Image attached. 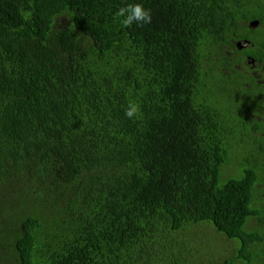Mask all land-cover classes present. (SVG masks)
<instances>
[{
  "label": "trees",
  "instance_id": "16d2710c",
  "mask_svg": "<svg viewBox=\"0 0 264 264\" xmlns=\"http://www.w3.org/2000/svg\"><path fill=\"white\" fill-rule=\"evenodd\" d=\"M136 2L0 0V264H264V0Z\"/></svg>",
  "mask_w": 264,
  "mask_h": 264
},
{
  "label": "clouds",
  "instance_id": "9594fccd",
  "mask_svg": "<svg viewBox=\"0 0 264 264\" xmlns=\"http://www.w3.org/2000/svg\"><path fill=\"white\" fill-rule=\"evenodd\" d=\"M114 19L120 23L124 28L131 27L133 24L143 26L151 24L152 13L151 10L146 8L142 2H128L125 0L123 6L119 7L114 13ZM245 70H248L245 67ZM256 71H260L257 69ZM264 75V73H262ZM140 106L138 103L129 101L124 109V115L129 120H133L139 116Z\"/></svg>",
  "mask_w": 264,
  "mask_h": 264
},
{
  "label": "flooded vegetation",
  "instance_id": "af4514ba",
  "mask_svg": "<svg viewBox=\"0 0 264 264\" xmlns=\"http://www.w3.org/2000/svg\"><path fill=\"white\" fill-rule=\"evenodd\" d=\"M250 27L251 28H254V26H251L250 24ZM249 46V42L247 40H243L242 42H235V47L240 51L242 52L243 50H245L247 47ZM249 48V47H248ZM238 51V52H239ZM240 56V55H239ZM245 63V65L248 66L249 69L252 70V72H256L257 74L259 72L261 73H264V62H259L258 60H255L254 58H252L250 55L246 56L245 60L243 61ZM257 69H259L260 71H256ZM255 73V74H256ZM260 73V74H261ZM257 75V76H261V75Z\"/></svg>",
  "mask_w": 264,
  "mask_h": 264
},
{
  "label": "rangeland",
  "instance_id": "374dc122",
  "mask_svg": "<svg viewBox=\"0 0 264 264\" xmlns=\"http://www.w3.org/2000/svg\"><path fill=\"white\" fill-rule=\"evenodd\" d=\"M56 24H57V25H61V24H62V20H61V19H57V20H56Z\"/></svg>",
  "mask_w": 264,
  "mask_h": 264
},
{
  "label": "water",
  "instance_id": "95a60500",
  "mask_svg": "<svg viewBox=\"0 0 264 264\" xmlns=\"http://www.w3.org/2000/svg\"><path fill=\"white\" fill-rule=\"evenodd\" d=\"M251 26L256 27V23L252 22V23H251Z\"/></svg>",
  "mask_w": 264,
  "mask_h": 264
}]
</instances>
